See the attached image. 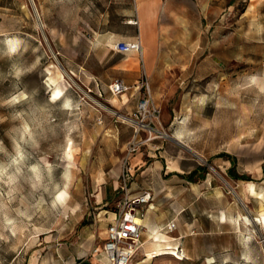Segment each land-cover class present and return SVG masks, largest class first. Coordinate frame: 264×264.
Segmentation results:
<instances>
[{"label":"rangeland","instance_id":"rangeland-1","mask_svg":"<svg viewBox=\"0 0 264 264\" xmlns=\"http://www.w3.org/2000/svg\"><path fill=\"white\" fill-rule=\"evenodd\" d=\"M204 5L202 29L166 31L151 79L139 52L111 44L110 28L137 36L121 5L0 0V264L90 257L147 191L153 219L171 213L168 233L187 235L171 240L186 257L143 263L264 264V224L241 217L264 211V0ZM115 77L141 87L114 95ZM148 95L156 115L138 107Z\"/></svg>","mask_w":264,"mask_h":264},{"label":"crops","instance_id":"crops-1","mask_svg":"<svg viewBox=\"0 0 264 264\" xmlns=\"http://www.w3.org/2000/svg\"><path fill=\"white\" fill-rule=\"evenodd\" d=\"M111 1L113 2V5H121L123 9L121 10L123 14V18L121 19V21L125 23V28L137 29L138 31L136 37L127 36V35L125 36L118 31L119 29L122 28L119 27L110 28V30L112 31L110 34L112 46H114L115 43L120 40H133L136 39L137 37H140L142 44V60L146 68V71L150 74L151 79H154L157 76L156 74L157 67L160 62H163L165 60L163 54V48L165 46V38L169 36V34H166V31H172V30L176 31L177 32L176 37L179 38L181 36L180 32L182 30L185 31L193 30V29L197 30L200 28L202 29L203 27V11L205 8L204 0H111ZM123 7H125V9ZM103 11H104V7L101 8V12ZM100 36H103V34H101ZM117 51L133 52L137 50H130V51L117 50ZM127 83L131 84L129 81ZM133 87H135V90H138L140 89L141 86L133 84L131 88ZM134 158L135 161H137L138 157L134 156ZM108 187H109L108 183H105L104 184L105 194L108 190ZM115 188L116 185L113 183L112 189ZM154 205H155L154 202L151 201L143 217L144 231L142 236V245L138 249L137 253L142 252V254H144V252L148 251L147 250L148 248L152 247V249H154L157 247V245L155 244V239L153 237V235L157 231L168 233V231L174 230V229L172 230L168 229L166 231H162V225L167 226V224L173 218L176 217H173L171 213H167L165 219L154 220L152 217V208L154 207ZM182 212L183 211H181V214ZM208 220L213 222V219L211 218H209ZM176 227L177 224L174 228ZM173 237H174L173 239L175 238L182 239L183 237H187V235L180 234L178 236H173ZM151 238L153 240L154 245L152 244L149 245L148 243V241ZM178 248L179 250L185 253L184 246L179 245ZM187 252L189 251L187 250ZM135 257L133 261H137L138 264L143 263L144 260L146 259L145 256L140 259ZM88 258L92 264H104V260H105L104 255L97 254L95 252H92L91 256Z\"/></svg>","mask_w":264,"mask_h":264},{"label":"built area","instance_id":"built-area-1","mask_svg":"<svg viewBox=\"0 0 264 264\" xmlns=\"http://www.w3.org/2000/svg\"><path fill=\"white\" fill-rule=\"evenodd\" d=\"M115 47L120 51H139L142 59V44L140 37L133 40H120L115 43ZM147 77V76H146ZM149 85L148 78L142 84ZM132 87L121 77H115L108 83V89L114 95L122 94ZM139 109L149 111L156 115L160 109L153 102L150 95L143 97L138 103ZM151 108V109H150ZM139 128L136 130L138 131ZM135 149L132 147V150ZM126 186V184H125ZM151 192L147 191L140 196L130 197L124 201L118 217L111 221L106 230V237L102 246H96L94 252L105 257L104 264H138L133 261L138 249L142 245L144 231L143 221H137L136 217L142 219L145 209L151 203ZM146 204V207L144 206ZM176 222L171 220L167 224L169 230L174 229ZM74 264H92L88 257L77 260Z\"/></svg>","mask_w":264,"mask_h":264},{"label":"bare ground","instance_id":"bare-ground-1","mask_svg":"<svg viewBox=\"0 0 264 264\" xmlns=\"http://www.w3.org/2000/svg\"><path fill=\"white\" fill-rule=\"evenodd\" d=\"M49 78L52 81H55V78L53 76H50ZM62 92H63V87L57 85L53 90L52 97L58 98L60 97ZM121 116L126 120L136 122L137 128L141 124L138 120L127 114L122 113ZM65 192L66 191L64 190L61 193L63 194ZM241 217L244 218L247 224H252L253 222L264 224V211L254 213L252 217L248 216L247 214H242ZM136 219L137 221H143V219L140 216H137ZM153 237L155 239V244L157 245V247L152 250H148L144 252V256L146 255L149 258H154L157 256H171L176 259H184L186 257V254L184 252H181L178 246H175L171 243V240L174 238L172 235L157 231L153 235ZM140 264H148V263H140Z\"/></svg>","mask_w":264,"mask_h":264},{"label":"trees","instance_id":"trees-1","mask_svg":"<svg viewBox=\"0 0 264 264\" xmlns=\"http://www.w3.org/2000/svg\"><path fill=\"white\" fill-rule=\"evenodd\" d=\"M225 154H228L229 155V158L233 161V165L235 164L236 162V157L232 154H229V153H225ZM202 168H206L205 165H203L202 167L201 166H198L196 167L195 169H193L190 174L188 175L189 177L192 176L196 171L198 170H202ZM229 171L231 172V174L235 177H240V174L239 173H236L231 167L229 168Z\"/></svg>","mask_w":264,"mask_h":264},{"label":"clouds","instance_id":"clouds-1","mask_svg":"<svg viewBox=\"0 0 264 264\" xmlns=\"http://www.w3.org/2000/svg\"><path fill=\"white\" fill-rule=\"evenodd\" d=\"M7 43H8V51H9V53L10 54H15L18 51V49H19L20 42L19 41L10 40Z\"/></svg>","mask_w":264,"mask_h":264},{"label":"snow or ice","instance_id":"snow-or-ice-1","mask_svg":"<svg viewBox=\"0 0 264 264\" xmlns=\"http://www.w3.org/2000/svg\"><path fill=\"white\" fill-rule=\"evenodd\" d=\"M58 95V94H57ZM53 98H55V97H53ZM59 198V197H58Z\"/></svg>","mask_w":264,"mask_h":264}]
</instances>
